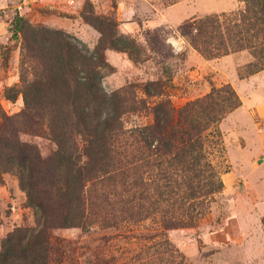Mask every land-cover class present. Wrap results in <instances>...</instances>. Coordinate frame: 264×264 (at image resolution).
<instances>
[{
    "label": "rangeland",
    "instance_id": "1",
    "mask_svg": "<svg viewBox=\"0 0 264 264\" xmlns=\"http://www.w3.org/2000/svg\"><path fill=\"white\" fill-rule=\"evenodd\" d=\"M244 7L243 0H0V104L8 114L24 108L21 77L31 76L23 63L24 36L13 34L19 14L31 25L70 33L90 49L100 43L101 32L85 17L116 21L102 42V87L111 93L133 85L125 95L141 103L122 114L126 128L151 123L160 100L169 98L178 107L212 86L230 83L241 100L220 121V141L207 138L218 176L209 181L218 188L192 211L200 214L186 217L188 224L164 227L170 213L127 217L126 206L110 193L100 216L87 224L52 228L51 264H264V69L244 74L254 59L248 49L207 57L179 30L181 23L209 14H226L229 22ZM151 81L159 85L147 94L143 85ZM20 127L19 137L43 157L55 151L48 133ZM167 171L175 177L173 167ZM39 218L17 174L0 171V249L15 227H35Z\"/></svg>",
    "mask_w": 264,
    "mask_h": 264
},
{
    "label": "trees",
    "instance_id": "2",
    "mask_svg": "<svg viewBox=\"0 0 264 264\" xmlns=\"http://www.w3.org/2000/svg\"><path fill=\"white\" fill-rule=\"evenodd\" d=\"M243 1L245 7L229 22L226 14H209L181 23L179 30L207 57L248 49L254 59L244 74H251L264 69V0ZM85 18L101 32L92 49L63 30L31 25L20 14L14 19L13 34L24 36L23 63L28 62L31 76L23 72L21 77V111L8 114L0 104V171L17 174L41 218L35 227L18 226L6 235L0 264H51L52 228L87 224L91 216H100L110 193L126 206L127 217L142 219L160 210L170 213L162 224L171 227L188 224L186 217L200 214L192 211L217 191L209 181L218 176L207 138L219 142L220 121L240 106L233 86H212L178 107L169 98L160 100L151 123L126 128L122 114L141 103L125 95L133 85L111 93L102 87L107 65L102 42L110 36L107 26L113 29L116 21ZM152 85L159 83L143 85L147 94ZM23 125L48 133L55 151L43 157L22 140ZM167 167L174 169L172 179Z\"/></svg>",
    "mask_w": 264,
    "mask_h": 264
},
{
    "label": "crops",
    "instance_id": "3",
    "mask_svg": "<svg viewBox=\"0 0 264 264\" xmlns=\"http://www.w3.org/2000/svg\"><path fill=\"white\" fill-rule=\"evenodd\" d=\"M157 18H159L161 22L163 21L162 16H157ZM178 21H181V17H178L177 20H175L174 22H178Z\"/></svg>",
    "mask_w": 264,
    "mask_h": 264
}]
</instances>
